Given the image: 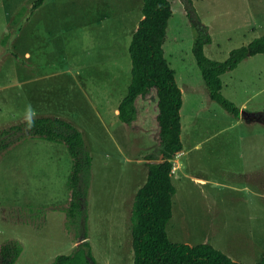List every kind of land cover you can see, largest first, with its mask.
I'll use <instances>...</instances> for the list:
<instances>
[{
	"label": "rangeland",
	"instance_id": "1",
	"mask_svg": "<svg viewBox=\"0 0 264 264\" xmlns=\"http://www.w3.org/2000/svg\"><path fill=\"white\" fill-rule=\"evenodd\" d=\"M32 1L0 0V246L20 247L14 264H50L85 231L94 264H132L133 195L147 163L160 160L153 91L136 101L130 125L116 116L142 0H44L30 12ZM169 1L162 51L185 100L166 234L171 242L217 245L252 264L264 244V55L220 75V94L243 104L238 118L209 99L191 46L205 33L204 55L224 61L264 32V0ZM32 117L60 118L81 133L91 159L85 204L79 199L85 220L66 214L65 145L29 136L23 124Z\"/></svg>",
	"mask_w": 264,
	"mask_h": 264
},
{
	"label": "trees",
	"instance_id": "2",
	"mask_svg": "<svg viewBox=\"0 0 264 264\" xmlns=\"http://www.w3.org/2000/svg\"><path fill=\"white\" fill-rule=\"evenodd\" d=\"M43 1L33 0L30 12ZM186 11L189 14L188 8ZM140 12L127 46L130 80L125 95L117 105L116 116L130 125L136 116V101L153 91L160 160L147 163L145 180L133 195L130 212L132 264H239L208 243L188 245L171 242L167 237L165 226L171 216V197L175 192L172 159L182 148L181 92L162 51L171 15L170 1L142 0ZM207 43L209 37L205 33L195 37L191 54L208 97L227 113L238 117V108L220 94V75L234 69L246 57L264 55V32L247 45L232 50L222 62L204 55L203 46ZM23 125L28 129L29 136L65 145L71 158V172L67 180L70 200L66 214L85 220L79 199L83 198L85 204L91 159L84 148L81 133L69 122L56 117H32L26 119ZM82 235V241L69 254L56 255L50 264H94L89 243L83 240L86 238L85 231ZM20 250L16 244H4L0 246V256L6 264H14ZM252 264H264V251L261 258Z\"/></svg>",
	"mask_w": 264,
	"mask_h": 264
},
{
	"label": "crops",
	"instance_id": "3",
	"mask_svg": "<svg viewBox=\"0 0 264 264\" xmlns=\"http://www.w3.org/2000/svg\"><path fill=\"white\" fill-rule=\"evenodd\" d=\"M136 27V26H135ZM134 27V28H135ZM134 30V29H133ZM173 54H174V56L175 57H177V58H179L182 62H184V63H186L187 65H189V68L191 69V70H193V64L190 62V59H189V57L186 55V54H183L182 52H180L179 50H174L173 51ZM195 61V60H194ZM195 63V62H194ZM195 65V64H194ZM186 67V66H185ZM172 69V68H171ZM173 72H174V70H173ZM177 84V83H176ZM178 86V85H177ZM179 87V86H178ZM179 89H180V92H181V107H182V102L184 103V100H185V96L183 95V91H182V89L179 87ZM243 106V104H241V105H239V107H237L238 109H240L241 107ZM181 107H180V109H181ZM239 118V117H238ZM237 118V119H238ZM248 148V146L245 144L243 147H239L238 146V151H237V156L238 157H240V158H243V156L245 155V153H243L242 152V149H247ZM181 150H182V148H181ZM180 150V151H181ZM179 151V152H180ZM178 152V153H179ZM177 153V154H178ZM174 167V166H173ZM172 171H174V170H172ZM182 175V174H181ZM176 176H173V179H175V180H178V177H176ZM201 183L204 181V179H201V178H197ZM252 193V195H257V193L256 192H251ZM170 219V218H169ZM205 242V241H204ZM186 244H188V243H186ZM188 245H190V244H188ZM214 248H216V249H218L219 247L217 246V245H212ZM220 249V248H219ZM218 249V250H219ZM222 250V249H221ZM220 250V251H221ZM258 251H260V252H258V256H259V258L262 256V254H263V251H264V244H262V245H260V248L258 249ZM221 252H223L227 257H229L231 260H233V261H238L235 257H232L230 254H228L226 251H221ZM252 252V250L250 251V250H248V249H244L243 251L241 250V253H243L244 255H248V254H250ZM231 253H234V251L231 249ZM246 259V258H245ZM240 264V263H239Z\"/></svg>",
	"mask_w": 264,
	"mask_h": 264
},
{
	"label": "water",
	"instance_id": "4",
	"mask_svg": "<svg viewBox=\"0 0 264 264\" xmlns=\"http://www.w3.org/2000/svg\"><path fill=\"white\" fill-rule=\"evenodd\" d=\"M241 114H244V112L242 111ZM246 115H248V116H250V117H253V116H255L256 114H246Z\"/></svg>",
	"mask_w": 264,
	"mask_h": 264
},
{
	"label": "built area",
	"instance_id": "5",
	"mask_svg": "<svg viewBox=\"0 0 264 264\" xmlns=\"http://www.w3.org/2000/svg\"><path fill=\"white\" fill-rule=\"evenodd\" d=\"M172 170H173V167H172Z\"/></svg>",
	"mask_w": 264,
	"mask_h": 264
}]
</instances>
